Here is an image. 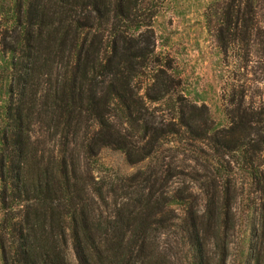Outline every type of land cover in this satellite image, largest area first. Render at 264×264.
I'll return each mask as SVG.
<instances>
[{"label":"trees","instance_id":"16d2710c","mask_svg":"<svg viewBox=\"0 0 264 264\" xmlns=\"http://www.w3.org/2000/svg\"><path fill=\"white\" fill-rule=\"evenodd\" d=\"M147 4L0 0V264H264V112L216 127ZM263 5L212 0L223 53L264 45ZM103 150L141 167L101 175Z\"/></svg>","mask_w":264,"mask_h":264},{"label":"rangeland","instance_id":"374dc122","mask_svg":"<svg viewBox=\"0 0 264 264\" xmlns=\"http://www.w3.org/2000/svg\"><path fill=\"white\" fill-rule=\"evenodd\" d=\"M147 1L148 9L155 10L156 15L150 28L155 53L171 66L185 97L207 107L216 127L221 130L228 126L227 114L240 102L264 112V45L260 40L251 38L249 56L245 43H232L223 53L215 32L218 19L213 16L210 24L205 22L204 14L212 0ZM262 11L264 5L259 17L264 16ZM258 21L264 24V18ZM99 162L101 175L109 177L126 176L141 167H129L121 154L110 150L101 152ZM69 259L76 264L72 255Z\"/></svg>","mask_w":264,"mask_h":264}]
</instances>
